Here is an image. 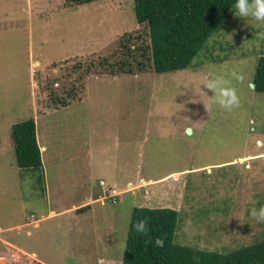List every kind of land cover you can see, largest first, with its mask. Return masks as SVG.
I'll use <instances>...</instances> for the list:
<instances>
[{
  "label": "rangeland",
  "instance_id": "rangeland-1",
  "mask_svg": "<svg viewBox=\"0 0 264 264\" xmlns=\"http://www.w3.org/2000/svg\"><path fill=\"white\" fill-rule=\"evenodd\" d=\"M134 4L0 0V241L8 264L17 254L9 238L46 264H120L136 207L178 210L180 245L231 252L264 239V223L248 215L264 205V92L252 82L264 24L231 9L217 46L208 41L189 68L82 77L74 67L81 59L110 53L138 30ZM210 69L243 76H229L239 107L223 109L200 88ZM31 118L46 147L40 169L21 168L15 157L12 128ZM102 180L122 193L115 203L98 200ZM92 200V212L69 214ZM5 228H13L8 236Z\"/></svg>",
  "mask_w": 264,
  "mask_h": 264
},
{
  "label": "trees",
  "instance_id": "trees-1",
  "mask_svg": "<svg viewBox=\"0 0 264 264\" xmlns=\"http://www.w3.org/2000/svg\"><path fill=\"white\" fill-rule=\"evenodd\" d=\"M69 1L88 4L96 0ZM134 3L138 30L120 36L110 53L100 54L98 59H81L74 67L83 72L82 77L165 73L189 68L208 41L212 39L217 46L214 36L231 18L234 0H134ZM252 82L256 91L264 92V55L258 59ZM12 138L19 167H43L34 118L15 124ZM88 208L82 206L77 211L82 213ZM179 216V211L173 208L136 207L122 264H264V239L231 252L178 244L175 236ZM141 219L148 221L147 235L136 233L133 227ZM157 237L165 240L164 247L155 246Z\"/></svg>",
  "mask_w": 264,
  "mask_h": 264
},
{
  "label": "clouds",
  "instance_id": "clouds-1",
  "mask_svg": "<svg viewBox=\"0 0 264 264\" xmlns=\"http://www.w3.org/2000/svg\"><path fill=\"white\" fill-rule=\"evenodd\" d=\"M92 3L93 2H91L90 4H92ZM231 7L233 9V13L235 16H237L243 20H246L248 23H249V20H253L255 22L264 24V0H234V4H231ZM249 24H251V23H249ZM251 25L253 26V24H251ZM222 32H224V31H222ZM229 76L231 77V79H235L238 82H243V79H244L242 75H239L236 72H232L228 75H225L223 73H217L214 70L210 69L206 78L200 84V88H201V85H204L207 89L211 90L212 95H208V94L207 95L209 96V98H211L212 102L214 104L219 105L221 108L230 111L234 108L239 107L240 97L238 95L237 88L232 85L231 80L229 79ZM205 106L207 108L206 104H205ZM190 131L192 134L193 129L191 127H188L185 129L186 134H189ZM39 145H40V143H39ZM40 148H41V152L46 149L45 146L44 147L40 146ZM100 186L102 187L103 195L101 197H99L98 200L101 199L104 203H106V199H111L115 203L117 201V197L120 194H122L121 192L118 191V189L115 186L114 188L118 191L117 195L115 196V201L113 200V198H109V197L105 198L104 187L101 185V183H100ZM94 201L95 200H92L91 203H93ZM90 205L91 204L89 203L86 206H90ZM248 215H249V217L256 220L257 222L264 223V205H261L259 208H256V207L250 208L248 210ZM32 221H36V219H32L31 222ZM133 227H134L136 233L141 234V235H147L149 232V226H148L147 219H141V220L137 221ZM17 228L20 229L21 226H19ZM5 229L6 230L3 233L9 234V231L12 230L13 228H5ZM28 233H30L29 230L27 231V234ZM6 240L9 243V246L12 249H14L13 253L16 252L18 255L22 256L23 259H28V260L31 259V258H29L30 254L27 250L19 247L14 241H12V243H13L12 244L9 241V239H6ZM149 242H151V239H149ZM154 244L156 247L162 248L165 245V240L163 238L157 237L154 241ZM0 248L4 249V252L2 254H5V253L7 254V249H6V248H8L7 244H4L2 241H0ZM31 260L34 261V264L41 263V262H37V258L36 259L33 258ZM26 262L29 263L28 261H26ZM103 262H105V261L102 260L98 264H101ZM0 263H2L1 260H0ZM122 263H123V261H122ZM122 263H120V264H122Z\"/></svg>",
  "mask_w": 264,
  "mask_h": 264
},
{
  "label": "built area",
  "instance_id": "built-area-1",
  "mask_svg": "<svg viewBox=\"0 0 264 264\" xmlns=\"http://www.w3.org/2000/svg\"><path fill=\"white\" fill-rule=\"evenodd\" d=\"M101 185L104 187L105 198L107 197L113 198V200L115 201V196L117 195L118 191L114 187L108 188V184L104 180L101 181ZM5 254L1 255V259L4 261V264H7V260L9 259L7 257V254L6 255ZM11 258H12L13 264H22V261H21V259H23L22 256L16 254V257L11 256ZM101 264H109V263L103 262Z\"/></svg>",
  "mask_w": 264,
  "mask_h": 264
},
{
  "label": "crops",
  "instance_id": "crops-1",
  "mask_svg": "<svg viewBox=\"0 0 264 264\" xmlns=\"http://www.w3.org/2000/svg\"><path fill=\"white\" fill-rule=\"evenodd\" d=\"M90 201V200H89ZM86 202L85 204L87 205V203L89 204V203H91V202ZM90 207V206H89ZM79 208V205H73V207H72V209H70V210H74L75 211V213H73V212H69V214L70 215H78V214H76V213H79V212H77V209ZM84 212H92V210L90 209V208H88V209H86V211H84ZM83 213V212H82ZM81 213V214H82ZM55 214H54V211L52 210L48 215H47V217H53ZM46 217V218H47ZM43 218H45V217H43ZM76 219V218H75ZM78 220V219H77ZM38 220H36V221H32L33 222V224H35L36 222H37ZM39 224V223H38ZM0 229H2V227H0ZM8 236V233H3V236ZM1 238V237H0ZM10 239V238H9ZM11 243H12V241L11 240H9ZM4 243V242H3ZM13 244V243H12ZM29 254H30V256H29V258H31V259H33V258H37V260L39 259V257H38V255L35 253V252H29ZM37 256V257H36ZM103 259L102 258H100L99 259V262L100 261H102ZM38 262H41V263H43V264H46V263H44L41 259H39L38 260ZM98 262V263H99Z\"/></svg>",
  "mask_w": 264,
  "mask_h": 264
},
{
  "label": "water",
  "instance_id": "water-1",
  "mask_svg": "<svg viewBox=\"0 0 264 264\" xmlns=\"http://www.w3.org/2000/svg\"><path fill=\"white\" fill-rule=\"evenodd\" d=\"M190 133H191V131H190Z\"/></svg>",
  "mask_w": 264,
  "mask_h": 264
},
{
  "label": "bare ground",
  "instance_id": "bare-ground-1",
  "mask_svg": "<svg viewBox=\"0 0 264 264\" xmlns=\"http://www.w3.org/2000/svg\"><path fill=\"white\" fill-rule=\"evenodd\" d=\"M35 4V3H34Z\"/></svg>",
  "mask_w": 264,
  "mask_h": 264
}]
</instances>
